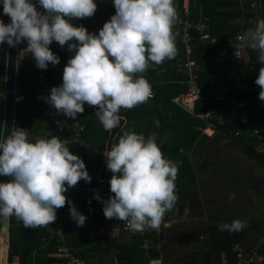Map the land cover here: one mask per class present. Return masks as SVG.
I'll list each match as a JSON object with an SVG mask.
<instances>
[{
  "label": "clouds",
  "instance_id": "clouds-1",
  "mask_svg": "<svg viewBox=\"0 0 264 264\" xmlns=\"http://www.w3.org/2000/svg\"><path fill=\"white\" fill-rule=\"evenodd\" d=\"M37 3L39 9L33 0H3L2 11L10 22L0 19V44L15 47L26 41L23 50L34 57L37 68L45 70L60 62L49 45L53 41L67 45L74 55L64 66L62 84L51 88L48 81L50 95L45 102L73 119L84 112L86 103L96 107L105 131L119 126L121 108L132 109L151 98L150 83L137 74L144 73L150 62L159 65L177 54L174 0H113L115 14L98 34L71 22L93 16L95 0ZM244 43L262 63L255 83L264 101V27L249 29ZM105 156L114 194L103 201L105 217L126 221L131 231L158 229L178 201V167L164 156L156 134L146 138L125 132ZM0 175L10 177L0 182V218L14 215L25 228L44 227L55 222L56 210L67 203L78 226L85 224L86 216L65 193L81 179L90 182L91 176L83 159L59 137L50 134L33 142L26 129L14 126L9 135L0 137ZM96 198L100 199L98 193ZM246 226L236 219L219 224L218 229L238 232Z\"/></svg>",
  "mask_w": 264,
  "mask_h": 264
},
{
  "label": "crops",
  "instance_id": "crops-1",
  "mask_svg": "<svg viewBox=\"0 0 264 264\" xmlns=\"http://www.w3.org/2000/svg\"><path fill=\"white\" fill-rule=\"evenodd\" d=\"M260 1L257 28L263 27L264 24V13H262ZM95 2L97 3V9L94 14H99L100 17L98 21L95 20L96 22L92 25L91 30L86 29L89 33L98 34L103 24L115 13L112 9H109L108 2H103L99 6V1L95 0ZM176 2L174 1V6L178 15L179 3ZM183 4H189L191 10L195 13V19L199 16L207 17L206 26L203 29L206 41H199L195 45L209 44V41H207L209 39H211L210 44L219 45L222 43L221 39L214 35L221 31L223 24L226 28L232 30L235 29V26H238L239 30L235 34V38L242 41L245 38L246 33L243 32H245L247 23L251 26V29L255 23L257 0H183ZM252 8L254 13H251L252 17L248 22L245 15ZM75 25L79 26L83 23L78 20L75 21ZM175 45L178 53L182 46ZM192 48L193 45L189 50L190 52L187 50L189 61L185 66H191L194 73L199 75L204 71V68L198 65L197 62L199 61L195 55H193V58L190 56ZM66 51L68 54L74 55V52ZM72 55H69L67 59ZM257 55V52L245 44L243 58L240 61L228 62L224 66L222 74L223 81H228L229 90L250 99L251 114L253 113L254 119H257V121L253 120L251 126L242 120L244 117L242 111L249 115L247 114L246 101L243 106H238L239 108L228 99H213L214 101H211V105L214 106L211 107L213 109L215 106L218 108L214 109L215 112L219 113L227 122L230 121L235 128L229 130L239 132L236 136L229 131L225 132L221 128L208 127L203 120L204 126L200 127L192 125L189 117H180V112L178 115L177 110L181 108L170 102L174 87L172 84L182 86L179 83L182 80L180 76L184 78V72L187 73V71L182 67L180 69L176 68L174 62L166 61L169 59L159 65L150 62L147 72L151 70L155 72V69L160 70L158 73L155 72L158 76V84L155 85L158 87L156 99L155 101L149 99L146 103L137 105V108L130 109L127 113L129 115H126L125 122L118 132L119 134L115 135L111 144L118 143L125 132L142 133L146 138L155 133L157 143L161 147L164 156L176 163L178 167L175 181L178 201L175 208L167 212L162 220L165 223L166 220L175 219L173 227H169V229L166 227L164 239L160 240L158 238L157 242L153 243L157 247L159 255L156 257L157 259H151L150 264H228L227 253L221 249L219 242L213 248L214 245H209L207 240L212 237L211 230L219 224L231 223L236 219L245 222L247 226L241 231L234 232V234L233 232L229 234L226 230L222 231L226 235L219 234L221 243L227 242L226 237L232 238L238 235H241L238 239L244 246L248 244L247 246L259 248L262 245L261 243H264V161L261 154H259L260 145L255 140L253 131L254 127L260 130L263 141L264 101L259 99L258 94L261 89L255 83L262 63L257 60ZM59 74L63 75L54 68L48 70L47 77L51 88L62 84V75ZM137 75L141 74L138 73ZM145 77L149 78L147 75ZM240 79L246 80L243 89H238L236 85ZM168 97H170L169 102L167 101ZM20 98L22 99V97ZM239 109H242V111ZM90 111L95 121L92 124L93 127L85 123L83 136L86 147L85 151L78 155L85 162L91 181L85 182L81 179L78 182L80 188L74 190L71 195L74 194L75 198L79 199V197L89 193L90 198L96 201L100 214L96 217H86L83 227L88 226V230L94 232L95 234H93L99 238V241L101 239L107 241L108 239L109 242L104 247L106 246L109 249V253L111 250L114 252V249H117L116 244L122 240L121 234L118 239L108 235L121 229L122 221L115 218L107 219L103 212V201L114 195L104 187L107 177L113 174L107 168L103 176L100 173L106 159L105 154L107 153L110 131H108V136L104 140V132L106 131L95 113L92 110ZM69 119L71 121L72 118L67 117V120ZM156 121H159V127L156 126ZM39 122L35 119L33 123L38 125ZM129 123L133 125L128 126ZM41 124L44 127L33 132L35 138L43 137L48 130L42 122ZM126 126L124 132L120 133ZM101 142H105L104 146L101 145ZM76 150L78 151L75 148L72 152L75 153ZM97 193L100 199L96 198ZM230 196H234V198L230 199ZM14 220L21 221L15 216ZM71 221L78 226L73 218ZM204 228L207 233L204 232ZM95 243L97 244V242ZM56 248L57 246L52 247V249ZM52 252L56 256L55 250H52ZM115 254L116 252L113 253L111 258L114 259L115 263H118ZM145 256H147V253H144ZM254 258L255 264H264V253H257ZM12 264H20L18 256H14Z\"/></svg>",
  "mask_w": 264,
  "mask_h": 264
},
{
  "label": "trees",
  "instance_id": "trees-1",
  "mask_svg": "<svg viewBox=\"0 0 264 264\" xmlns=\"http://www.w3.org/2000/svg\"><path fill=\"white\" fill-rule=\"evenodd\" d=\"M0 1H3V0H0ZM35 1H36L35 4H38L37 0ZM100 1L101 3L98 2V6L101 5L103 2H108L109 9H112L113 12L115 13V7H114L113 0H100ZM174 1L175 2L177 1L176 3H179V14L177 15L178 19L173 27V31L177 29V32H178L176 36L175 44L179 45L180 47L182 46V47L178 50L177 55L173 59H169L166 61L172 62V63L174 62V66H176V68L180 69L182 67L187 71V73L184 72V78L183 76H180V79L182 80L179 83L182 86L179 87L178 84H172L174 86L172 90V93H173L172 96H176L179 92H182L185 90L186 85L182 83V81L186 80L189 77V74H188L189 68L191 69L192 73L195 74L191 66H188V65L185 66V64L189 61L187 59L188 51H187L186 45L182 42V39H181V29L183 27V23L179 22L180 19H184L186 17L184 13V8L187 4L184 5L183 0H174ZM36 6L38 7L39 5H36ZM260 6L262 8V13H264V0L260 1ZM2 9H3V5H0V19H2L5 23H7V15L3 14ZM250 10L251 11L250 12L247 11L246 12L247 14L245 15V18L248 22L252 17L251 13L252 14L254 13L253 8ZM99 17H100L99 14H94L91 17H86L82 19H73L71 22L75 25V21L81 20L83 25L88 30H91L93 27L92 25L96 21L99 20ZM191 21H192V26L188 28L189 45H190L189 49H191V46L193 45L190 56H192L193 58L194 57L193 55H195L199 61L197 62L198 65H201L204 68L203 69L204 71L201 72V74L199 75L195 74V77H196L195 83L201 89L202 94L205 96L204 99L196 101V104L194 106V113L199 115L206 109V107L213 106L211 105V101L213 99L210 98V96L215 93L214 90L218 88L219 86H221L222 84L228 85V81L227 82L223 81L222 74H223L224 66L228 62H231L235 59L227 55L229 53V51L227 50V48L229 47V43L226 46L225 43L223 42V39L235 40L236 39L235 34L239 30V28L238 26H235V29L232 30V29L226 28L223 24L221 26L222 28L221 31H218L214 35L220 38L222 43H220L219 45L215 43L210 44L211 39H209L207 41H209L210 45L208 43H204L203 45H195L199 41H203V42L206 41V39L203 37L202 33L198 31V29H195L196 20L191 18ZM263 27H264V24H263ZM249 29H251V26H249L247 23L245 32L243 33H247ZM227 30H230V31H227ZM49 47L56 55L59 56L60 62L59 64L55 66H53L52 64H49L46 70L54 68V70H56L58 73H63L64 66L66 65L67 60H68L67 57L72 54H68L67 51L64 49L65 46L61 47L56 41H53L49 45ZM5 55H6V43L0 44V131H1V123H2V108H3L2 91L4 87ZM191 62H194V61H191ZM155 72L158 73L160 72V70L155 69ZM155 72L151 70V71H148V72L146 71L143 74H141L144 77L145 75H147V77L149 76V78H146V77L145 78L150 83L151 88L153 89V92H155L154 97L152 98L154 101L156 99V95H157L156 93H158V87L155 86L156 84H158V81H157L158 76L156 75ZM25 74H28L27 78L25 77ZM36 75H37V69L31 63L30 59L26 58L25 60L20 61L18 65L16 95L17 97H22V99L17 101L15 105L14 126L26 129L29 134V138L33 142L36 139L34 137L33 132L35 130L42 129L44 127L41 124V122L48 129L53 126L52 118L49 113L50 109L46 108V106H43L39 101L41 92H39V89L34 82ZM59 75L61 76L62 74H59ZM245 81L246 80L244 79H240L239 82L236 84L237 88L243 89L245 85L244 84ZM237 97H243L245 99L244 101L247 102V107H246L247 114L251 116H250V122L245 121L244 123H247L252 126L253 120L257 121V119H254L253 113L251 114L250 99L247 96L244 97L243 95H239V94H237ZM169 98L170 97L167 98L168 102H169ZM225 99L230 100L238 107L237 103L231 100L229 97H226ZM123 109H125L124 115L126 117L130 109H126V108H123ZM214 109H218V108L215 106ZM239 110L242 111V109H239ZM177 112H178L177 113L178 115L180 112V115H179L180 117L182 116L189 117L190 122L194 126L198 125L200 127H203L204 126L203 121H205V123L207 124L206 119L199 118L195 116L194 114H189L185 112V110L182 108L178 109ZM91 113L92 112L90 111V108L89 109L85 108L84 112L79 114L80 115L79 122L84 123V124L86 123L88 126L93 127L92 124L95 120L92 118ZM215 113L220 115L217 112ZM241 113L245 114L243 111ZM34 116L36 117L41 116V117H38V118H41L39 120L40 122L38 123V125H34L33 123L35 119L38 120L37 118H34ZM72 119L71 121L70 119L65 121L67 122L65 123L67 126V129L68 128L71 129L70 124H72ZM223 119L225 120V124L223 126H219L218 128H221L225 132L229 131L230 133H233V135L235 134V132L239 134L237 130H229V129H235V128L233 127L230 121L227 122L225 118ZM253 129H255V127ZM197 132H199V130H197ZM104 133H105L104 140H106V137L108 136V131ZM67 134L71 136L72 135L71 130L68 131ZM44 136L42 138H44ZM261 138H262V132H261ZM260 139L256 137L255 135V140L260 145L259 149L261 148V146H264V139L263 141L262 139L261 140ZM104 143L105 142H101V145L104 146ZM260 143H262V145ZM85 147L86 146L79 147L77 143H74V142L69 143V148H71L72 150H75V148L78 149V151L76 150L77 152L75 151L74 153L77 155L82 154L85 151L84 150ZM259 154H261L263 161H264V151L263 150L259 151ZM110 178L111 176L109 175V177H107L106 179L105 186H104L109 191H110V183H109ZM85 185H89V184H85ZM88 194L89 193L84 194V196L79 197V199L75 198L74 194L73 196L70 194L71 197L69 195L67 198L68 199L70 198L69 200L72 201V203L75 205L78 212L84 214L86 217H89V218L96 217L100 214V212H98L96 201L94 199H91L90 198L91 196H89ZM65 206L69 207L67 203L65 204ZM56 213L59 216L60 214L59 209L56 210ZM166 213L163 218H165V216L167 215ZM122 222H121V227L123 228ZM51 224H54V223H51ZM83 226H76L75 222H72V221L65 222V232H63V237L67 243V246L69 247L70 251L82 261L83 264H96V262H99V264H104L105 259L107 257L108 250H109L106 246L104 247V245H106L109 242V240L107 239V241H105L101 239L99 241V238H97L94 235L95 234L94 232H90L87 227H83ZM19 228L23 230V233L25 229L28 230L29 232L33 234L32 235L33 237H31L29 241L22 242L21 241L22 235L16 234ZM161 228H164V229H161ZM160 229H161L160 230L161 232H158L156 229H148L147 232L145 231L144 232H141V231L131 232L129 230H124V232L121 233L122 240L116 244L117 249L116 250L114 249V252H116L115 254L116 261L118 263H124V264H136L134 260L136 259V260L142 261L143 264H150L149 261L151 259H157L156 257L159 255L157 251L158 249L156 246H154L153 243L157 242L158 238H160V240L164 239L165 237L164 230L166 229V227L160 224ZM204 232L207 233L205 228H204ZM228 233L230 234L232 232L228 231ZM219 234L226 235V233H223L222 231H220L217 226L216 228L211 230L212 237L207 240V243L211 246L214 245L213 246L214 248L219 242L221 249L226 251L227 253L228 264H239L241 258H243L244 261H246V259L249 257L253 259V261L250 262V264H255V258H253L255 257V254L264 253V250H263L264 243H261L262 245L259 248H255L254 246H247L248 244L244 246L243 243L241 244V241L238 239L241 237V235L235 236L237 238L226 237L228 239L227 242L221 243L219 239ZM56 235L57 234L54 231L50 232V230L46 229L45 226L37 227L34 229L25 228L23 225V222L22 223L21 221L17 222L14 220V215L11 216L10 225H9L8 264L13 263L14 256H18L20 264H51L53 260H59V258L54 256L52 252V250L53 251L56 250V249H52V247L59 245V242L56 240ZM49 242H52V243L50 244ZM95 242H97V244ZM144 253H147V256L145 257H148V258L144 257ZM239 254L241 256H239ZM59 261L61 262L62 260H59ZM111 261L114 262V259L110 257V260L107 264H111Z\"/></svg>",
  "mask_w": 264,
  "mask_h": 264
},
{
  "label": "built area",
  "instance_id": "built-area-1",
  "mask_svg": "<svg viewBox=\"0 0 264 264\" xmlns=\"http://www.w3.org/2000/svg\"><path fill=\"white\" fill-rule=\"evenodd\" d=\"M0 3H3V1H0ZM184 13L186 17L184 19L179 20V22L183 23V27L181 29V39L182 42L186 45L187 50L189 51L190 45H189L188 28L192 26L191 18L195 19V13L189 8L188 4L184 8ZM195 20H196L195 29H198V31L202 33L203 37H205V35L203 34V29L206 26L207 17L199 16V18ZM174 33H178L177 29L174 30ZM244 40L241 41L238 40L237 38L235 40L228 39L232 58L237 61H240L244 56V45H245L243 43ZM26 46H27L26 41L18 44L17 46L18 62L25 60L27 58L30 59L31 63L36 67V62L34 57H32L31 54L23 50L24 48H26ZM65 49L68 50L67 45ZM36 69H37V75L34 82L37 85L39 91L41 92L39 101L43 106H46V108L50 109L49 113L51 115L53 122V126L47 130L44 138L46 137L50 138V134L55 135L59 137L61 140H64L68 148L70 142L77 143L79 147L86 146L83 136V132L85 131V124L79 122L80 115L78 114L77 117L72 120V124H70L71 129L70 128L67 129V126L65 124L67 123L65 122L67 120V116H65L62 112H57L54 106L45 102L46 98L50 95V90L48 87V77H47L48 70L39 69L37 67ZM188 74L189 77L186 80L182 81V83L186 85L185 90L180 92L177 96H172L170 101L176 106L184 109L186 112L190 114H194L199 118L206 119L207 120L206 125L208 127L218 128L219 126H223L225 124V120L220 115L216 114L211 106L206 107V109L199 115L194 113V106L196 104V101L204 99L205 96L202 94L201 89L196 85L195 74L192 73L190 68L188 70ZM25 77L27 78L28 74H25ZM214 92L215 93L210 96V98L214 100H221V99H225L226 97H229L231 100L235 101L238 106L244 105L245 102L244 98L237 97V93H234L231 90H229V87L225 84H222L221 86L216 88ZM153 97H154V92L152 89V96L150 99H152ZM85 108L86 109L90 108V110H92L94 113L97 111L96 107L89 106L87 103L84 105V109ZM124 112L125 109L121 108L119 111L120 118L123 119L126 118ZM250 116L251 115L244 114L243 121L250 122ZM58 121L59 124L57 123ZM68 130L69 131L71 130L72 132L71 136L67 134ZM253 131L256 137L260 139L261 131L256 128L253 129ZM234 135H238V133L235 132ZM260 144L262 145V143ZM260 149H261L260 151L262 150L264 151V146H261ZM69 150L72 152L71 148H69ZM77 188H80V185L78 183L76 186L68 188L67 192L65 193L66 197H68ZM59 213H60L59 219L56 223L45 226L46 229L50 230V232L54 231L57 234L56 240L59 242V245L56 248V256L59 258V260H62L61 262L59 260H53L51 264H83L82 261L70 251L63 237V232H65V222H71L72 220L69 207L64 206L62 208H59ZM122 224L124 229L131 231L126 221H123ZM131 232H136V231H131ZM49 243L51 244L52 242ZM239 256L241 255L239 254ZM252 261L253 259L251 257L247 258L246 261H244V259L241 258L239 264H250V262Z\"/></svg>",
  "mask_w": 264,
  "mask_h": 264
},
{
  "label": "water",
  "instance_id": "water-1",
  "mask_svg": "<svg viewBox=\"0 0 264 264\" xmlns=\"http://www.w3.org/2000/svg\"><path fill=\"white\" fill-rule=\"evenodd\" d=\"M259 0H257V10L255 23L252 29L257 28V22L259 18ZM10 22V17L7 16V23ZM245 41V40H244ZM244 43V42H243ZM245 44V43H244ZM18 44L15 47H10L6 43V55H5V70H4V87L2 91L3 96V108H2V123H1V131L0 137L10 134L12 128L15 123V105L16 102L21 100V98L17 97V74H18ZM125 122V119L120 118V124L117 128L110 131L109 139L107 142V152L110 150L112 141L121 129ZM106 159L101 168V176H103L106 170ZM9 180L8 176L0 175V182H7ZM9 225H10V217L8 218H0V243H4L5 246V258L3 260L4 264H7L8 260V250H9Z\"/></svg>",
  "mask_w": 264,
  "mask_h": 264
},
{
  "label": "rangeland",
  "instance_id": "rangeland-1",
  "mask_svg": "<svg viewBox=\"0 0 264 264\" xmlns=\"http://www.w3.org/2000/svg\"><path fill=\"white\" fill-rule=\"evenodd\" d=\"M99 2L101 3V1L99 0ZM33 3H36V1L35 0H33ZM0 4H3V3H0ZM103 4V3H102ZM223 42L225 43V45L227 46L228 45V39H223ZM227 50L229 51V53L227 54V55H229V56H231L232 57V55H231V53H230V51H231V49H230V47H228L227 48ZM20 98V97H19ZM243 106V105H242ZM38 117H41V116H38ZM38 117H36V116H34V118H37L38 120H40L41 118H38ZM42 121V120H41ZM131 125H133L132 123H129V125L128 126H131ZM127 128V126L120 132V133H123L124 132V130ZM84 133L85 132H83V135H84ZM119 134V133H118ZM56 220H55V222H53V223H56L57 221H58V219H59V216H58V214L56 213ZM174 220L175 219H170L169 221H165V223L162 221L161 222V224L163 225V226H165V227H167L168 229H169V227L171 228V227H173V222H174ZM21 223H22V221H21ZM168 225V226H167ZM87 228H89L88 226H86ZM161 229H164V228H161ZM160 227L158 228V229H156L158 232H161L160 230ZM126 230V229H125ZM147 230L148 229H145V232H147ZM124 232V229L123 228H121V229H118L117 231H115L114 232V234H108L109 236H111V237H114V239H118V237H119V235L121 234V233H123ZM23 233V230L21 229V228H19L18 229V231H17V235H22L21 236V241L22 242H25V241H29V239L31 238V237H33L32 235V233L31 232H29L28 230H26L25 229V231H24V233ZM98 236V235H97ZM27 238V239H26ZM113 251L111 250L109 253H107V257H106V259H105V263L104 264H107L108 262H109V260H110V257L113 255ZM135 260V262H136V264H143V262L142 261H140V260H136V259H134ZM8 261V260H7ZM17 262H18V260H17ZM9 264H11V263H9ZM96 264H99V262H96ZM111 264H118V263H115V261L114 262H112L111 261Z\"/></svg>",
  "mask_w": 264,
  "mask_h": 264
},
{
  "label": "bare ground",
  "instance_id": "bare-ground-1",
  "mask_svg": "<svg viewBox=\"0 0 264 264\" xmlns=\"http://www.w3.org/2000/svg\"><path fill=\"white\" fill-rule=\"evenodd\" d=\"M3 245H1L0 243V264H4L3 260L5 258V246L4 243H2Z\"/></svg>",
  "mask_w": 264,
  "mask_h": 264
}]
</instances>
